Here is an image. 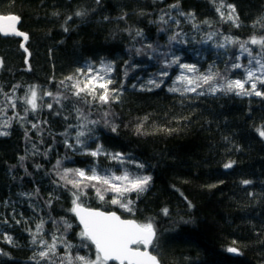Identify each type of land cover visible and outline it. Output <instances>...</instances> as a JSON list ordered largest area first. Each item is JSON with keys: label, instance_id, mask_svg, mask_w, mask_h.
Segmentation results:
<instances>
[{"label": "trees", "instance_id": "16d2710c", "mask_svg": "<svg viewBox=\"0 0 264 264\" xmlns=\"http://www.w3.org/2000/svg\"><path fill=\"white\" fill-rule=\"evenodd\" d=\"M221 4L0 0V13L16 14L19 29L28 36L25 42L0 36V132L8 133L0 136V264H61L64 243L47 260L36 255L44 250L32 243L41 220L38 239L51 243L55 234L71 246L67 251L73 257L95 260V248L79 235L70 211L71 192L53 183L59 181L57 160L61 171L96 166L116 175L127 170L151 177L145 191L120 197L123 207L111 203L113 193H104L101 200L94 188L85 190L80 203L115 211L141 225L151 223L156 235L149 248L160 264H264V136L259 134L264 131V97L213 95L208 85L198 89L205 95L168 90L182 71L175 64L166 67L176 57L181 64L194 65L197 76L211 71L225 79L243 78V69L231 65L248 66L250 57L240 44L264 36V26L256 23L264 17V0H223L235 6L239 27L221 18L216 10ZM77 11L85 15L78 17ZM221 11L228 15L226 7ZM172 36L175 41L169 40ZM226 37L235 42L228 43ZM246 47L264 62V48L251 43ZM103 64H110L111 72L105 74ZM88 66L112 81L109 88L117 91L110 103L72 95L71 85L85 80ZM162 70L168 76H161ZM150 80L159 87L148 84ZM216 82H221L219 76ZM32 85L41 97L35 112L20 99ZM258 88L264 91V86ZM78 131L85 133L82 146L75 143ZM98 146L131 162L121 165L104 155L86 154ZM65 221L72 225L66 231Z\"/></svg>", "mask_w": 264, "mask_h": 264}, {"label": "snow or ice", "instance_id": "6c2138e0", "mask_svg": "<svg viewBox=\"0 0 264 264\" xmlns=\"http://www.w3.org/2000/svg\"><path fill=\"white\" fill-rule=\"evenodd\" d=\"M171 7L175 8L178 5H172ZM221 7H226L228 11V15L225 17L224 12L221 11ZM221 7H218L216 10L220 13L222 19H227L232 21L237 27H239L238 16L235 15V6L233 5H224L223 0ZM76 16L82 17L85 15L84 12L77 11L75 13ZM184 15V13H181ZM188 16H192V13H188ZM71 19V17H68ZM161 21H164V17L160 18ZM0 20H6L13 22L8 25L7 29L0 28V33L3 35H15L22 36L25 40L28 39L27 34L19 32L14 27V22L19 20L18 16L9 15V16H0ZM167 23V21H164ZM179 23V21H176ZM264 26V17H262L259 21L256 22ZM196 27V25H193ZM67 31V29H65ZM137 35L140 36L142 33L137 32ZM211 39V37H209ZM170 41H175L176 36L169 37ZM225 40L228 43H234L230 37H226ZM246 43H251L253 45H260L264 48V36L259 38L253 36L250 38V41L241 43L240 48L247 52L250 59L248 61V66L242 65L240 63H233L231 68L233 70L243 69V78L242 79H225L223 76H220L218 72L209 71L206 74L195 75L197 73V69L194 65L189 64H181L179 63V57L174 58L170 63L166 62V67H170L172 64L178 65V67L182 70L180 74L176 77L174 81V86L169 88L170 92H181V95L185 93H197L198 95H205L204 91H199L202 85H208V93L216 94L217 92H222L225 94L233 93L237 96H260L264 97V91H260L258 85L264 86V62H262L261 58L258 56H253L252 51L246 47ZM224 44L219 45V47H224ZM21 47H24L22 44ZM149 47H152L149 45ZM27 51V49H25ZM239 60V57L236 58ZM255 60V67H252V61ZM3 61L0 60V65H2ZM112 67L110 64H103L104 73L111 72ZM78 73L83 72V69H78ZM193 74V75H188ZM161 76H168V72L166 70H162L160 73ZM85 80L80 81L76 80L71 87L74 89L72 95L76 97H92L93 100H98L100 103L108 104L111 102L113 98V93L116 92V89L109 88V85L112 84L110 79L106 78V75H101L99 71H96L92 68V66H88L87 72H84ZM220 77L219 83L216 82L217 77ZM67 80H73V77H66ZM63 83V81L61 82ZM148 84H151L155 87H159V84H156L154 80L148 81ZM176 85H182V87H178ZM246 85H250V87L246 88ZM15 87H19L14 86ZM151 90V89H148ZM10 104L11 107L15 108L16 104L12 103V98L8 96L7 93L4 94ZM43 95L53 96L50 92H45ZM41 97L38 95L37 86H30L28 93L21 97L25 104L30 106L31 110L35 112L38 105L37 101ZM56 99V103H60L59 99ZM47 107L52 109L53 105L48 104ZM27 112L28 109H25ZM92 123H96L93 121ZM38 125L33 124L32 127L36 128ZM5 127H7V123H5ZM115 131V127L112 129ZM139 132L140 129L138 128ZM7 132H0V136L7 135ZM261 136H264V131H260ZM85 133L82 131H78L76 133L75 143L78 146L84 145L85 141L81 139L84 137ZM65 145L69 148H72L73 145L69 144L67 140L65 141ZM87 155L92 157L99 156H107L113 162L124 164L126 162H131L125 157L122 153H105L101 146H98L96 150L87 152ZM23 159V157H21ZM61 161L57 160L56 165H54V169L56 170V175L59 177V181H53L59 188H66L71 192L72 195V204L73 207L70 209L78 218L81 225H83V230L79 234L82 237L87 238L95 245L96 250V259L94 261H89L83 256L76 255L73 257L68 248L71 246L67 244V242L63 239V237H57L55 234L52 236V242L48 243L43 238L38 239L37 234L43 232L44 221L41 220L40 223L36 225V232L32 233V243L43 246L44 250L39 251L36 255L40 258V260L49 259V255L56 253V246L59 243H64L66 246V253L61 261V264H64L67 261V264H107L109 260L119 261L120 264H157V260L155 256H151L147 251L141 252L138 247H132L137 245H144L145 249H147L148 245L152 243L155 231L151 223L145 225H137L133 221H124L121 220L116 213H105L98 210H91L82 207L80 201L83 196L86 195V189L94 188L96 190L97 196L103 200L104 193L111 192L114 194L113 199L111 200L112 204H120L122 207L124 204L122 203L120 197H123L126 193L136 192L141 193L146 190L151 177L150 176H136L124 170L121 175H116L115 172H112L110 169H98L96 166H93L90 169H82V168H64L62 171L60 170ZM232 166L231 162L225 164L224 167L230 168ZM39 167V166H38ZM138 168H143V164H137ZM90 173V174H89ZM242 183L248 184L250 181H243ZM30 195V194H29ZM52 202V198H49V205ZM129 203H131L129 201ZM191 206V205H189ZM165 214H167V209L164 210ZM6 222V221H5ZM54 224L55 221H52ZM19 223V221H17ZM65 224V231L68 228H71L72 225L68 224L66 221L63 222ZM31 232V230H29ZM5 239L11 243V238L5 236ZM229 252L236 253L238 250L235 248L228 249ZM39 264V261L37 262Z\"/></svg>", "mask_w": 264, "mask_h": 264}, {"label": "water", "instance_id": "95a60500", "mask_svg": "<svg viewBox=\"0 0 264 264\" xmlns=\"http://www.w3.org/2000/svg\"><path fill=\"white\" fill-rule=\"evenodd\" d=\"M9 15H15V16H17L16 14H1V13H0V16H9ZM11 23H13V22L6 21V20H0V28H5V29H7L8 25L11 24ZM19 24H20V18H19L18 21L14 22V27H15V29H16L17 31L24 33L22 30L19 29ZM0 36H2V37H15V38H19V39H21L22 42H25V41H26L22 36L3 35L2 33H0ZM81 205H82V204H81ZM82 207H84V208H86V209H91V210H98V211L105 212V213H113V212H114V213H116L117 216L120 217L121 220H124V221H133V222L136 223L137 225H141V224H139L136 220H134V219H132V218H122V217H121L117 212H115V211H104V210H101V209H98V208L87 207V206H84V205H82ZM73 215H74V218H75V220H76L78 226L80 227V229H81V231H82V230H83V225L80 224V222H79V218H78L74 213H73ZM155 235H156V234H155ZM154 239H155V236H154ZM154 239H153V240H154ZM89 241H90V240H89ZM152 242H153V241H152ZM90 243L92 244L91 241H90ZM92 245H93V247L95 248V245H94V244H92ZM150 245H151V244L148 245L147 249H145L144 245H142L143 248H139V247H138V248H139V250H140L141 252H143V251H147L151 256H155V257H156V255L153 254V253L150 251V248H149ZM132 247L135 248V247H137V246H132ZM156 260H157V264H160V262H159V260H158L157 257H156ZM108 262L115 263V264H120L119 261H115V260H109Z\"/></svg>", "mask_w": 264, "mask_h": 264}, {"label": "rangeland", "instance_id": "374dc122", "mask_svg": "<svg viewBox=\"0 0 264 264\" xmlns=\"http://www.w3.org/2000/svg\"><path fill=\"white\" fill-rule=\"evenodd\" d=\"M96 259V258H95Z\"/></svg>", "mask_w": 264, "mask_h": 264}]
</instances>
